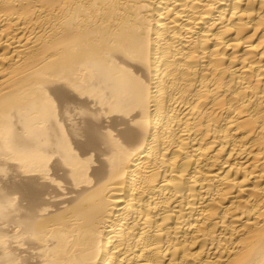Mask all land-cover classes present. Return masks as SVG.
I'll return each mask as SVG.
<instances>
[{"label":"bare ground","instance_id":"1","mask_svg":"<svg viewBox=\"0 0 264 264\" xmlns=\"http://www.w3.org/2000/svg\"><path fill=\"white\" fill-rule=\"evenodd\" d=\"M0 264H264V0H0Z\"/></svg>","mask_w":264,"mask_h":264}]
</instances>
